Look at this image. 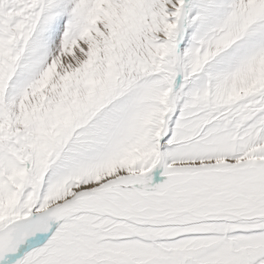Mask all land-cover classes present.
Segmentation results:
<instances>
[{"label":"rangeland","instance_id":"obj_1","mask_svg":"<svg viewBox=\"0 0 264 264\" xmlns=\"http://www.w3.org/2000/svg\"><path fill=\"white\" fill-rule=\"evenodd\" d=\"M115 184L264 190V0H0V230ZM73 212L14 264H264L261 217Z\"/></svg>","mask_w":264,"mask_h":264},{"label":"bare ground","instance_id":"obj_2","mask_svg":"<svg viewBox=\"0 0 264 264\" xmlns=\"http://www.w3.org/2000/svg\"><path fill=\"white\" fill-rule=\"evenodd\" d=\"M87 188H88L87 186H81L76 188V190H74V192L70 196L66 197L64 200L71 197L78 190L87 189ZM229 194L230 193L222 194L221 195L222 199L217 201H211L210 197L212 196V194L210 193H204L202 195L200 194L199 196L197 192L196 195L190 197L186 192L182 191L180 192V198L178 200L183 199L182 200L183 203L173 204L170 205L169 207L167 206L164 207L157 204L149 205L146 202L139 205L135 204L134 200L135 199L139 200V198L141 197L131 193V191H119V192L116 191L115 193L107 194L104 196L92 195L89 197L92 200L91 203L105 205L108 208H110L113 212L119 215H121V213H124L126 215L128 212L136 211L143 216L155 217L156 215H158L159 211L177 209V210H190L200 215H208L210 219L226 218L224 216H217L215 214L222 210L230 213H248L249 217H254V216L264 217V190L257 192L253 196V199H245V198L232 199L229 197L223 198L224 196H228ZM124 195L127 196L132 202L133 209L131 208V204L126 200H124L123 199L124 197L122 198V196ZM129 195H132L133 198L135 199H131ZM83 198L84 197H80L76 203L71 204L69 206L68 211H76L77 209L84 207L82 203ZM142 199L145 200L148 198H142ZM198 201L200 203L196 204ZM79 202L81 203L80 205L82 206L77 204ZM258 204H260L261 207H258ZM89 205L91 204H88L87 206L85 205L86 206L85 209H90ZM53 206H50L44 214H42L39 218H37L39 220L36 219L34 221L21 224L16 231L11 232L0 238V264L6 262V260L10 256H15V254H17L15 251L17 245L21 244L23 246H26L30 241H32L38 236L42 227L49 222L51 218L50 208H52ZM162 218L163 220L173 219V218H177L179 220H194L193 218L190 217V215L187 212H182L181 214L172 217H169L167 214H165ZM34 224L39 225L38 229L35 232L33 231L31 235H27L26 230L29 228V226H32ZM11 245H13V247ZM6 247H9L8 251L3 252Z\"/></svg>","mask_w":264,"mask_h":264},{"label":"water","instance_id":"obj_3","mask_svg":"<svg viewBox=\"0 0 264 264\" xmlns=\"http://www.w3.org/2000/svg\"><path fill=\"white\" fill-rule=\"evenodd\" d=\"M184 35H185V23L183 24L182 32H181V36H184ZM139 188H141L142 190H140ZM116 191H118V192L119 191H131V193L136 194L141 198H148V199L149 198H154V199L157 198V199H160L162 201L163 200L171 201V200H178L180 198V192L182 190H167L165 192H156L154 190L144 188V187H140L139 185H135V184H129V185H127V184H115V185H110V186H106V187H102V188H98V189L87 188V189L78 190L68 199H66V200L56 204L52 208H50L51 218H50L49 222L45 226L42 227L38 236L35 239H33L32 241H30L22 251L15 254V256H10L6 260V262H4L3 264H14V263H16L18 260L23 258L26 254H28L32 249H34L35 247L40 245L46 239L47 235L52 230L53 225L56 222V220L58 221L60 219V216L62 214H64L65 212H69L68 211L69 206L73 203H76L80 197H84L83 202H82L84 207L77 209L72 214H78V213H82V212H96V213L104 214L106 216H109V217H111L113 219H117V220L144 221V222L149 223V222H158V221L161 222L163 220L162 217L165 214H167L169 217H172L175 215H179L182 212H187L190 215V217L193 218L194 220H208V219L210 220L208 215H200V214H197L196 212H192L190 210H177V209L176 210L159 211L158 215H156L155 217L143 216L136 211L128 212L126 215H119V214H116L115 212H113L110 208H108L105 205H101V204H97V203H91L92 200L90 199L89 196H92V195L104 196L107 194L115 193ZM183 191L186 192L188 194V196H190V197L196 195V192H192L189 190H183ZM226 197H229L232 199H236V198L253 199V196H249V195L241 193V192H232L228 196H224L223 198H226ZM122 198L124 200H126L127 202H129L131 204V208L133 209V204L130 201V199L125 195L122 196ZM220 199H222L221 193L213 194L210 197L211 201H217ZM77 204L80 205L81 203L79 202ZM88 204H91V205H89L90 209H85ZM80 206H82V205H80ZM258 207H261V205L258 204ZM45 212L46 211L35 213L31 217H28V218L22 219L18 222H15L13 224H10L9 226L0 230V238L11 233V232L16 231L21 224H25L27 222H31V221L36 220ZM215 214L217 216H224L226 218H236V219H250V218H254V217H260V216L249 217L248 213H230V212L223 211V210L219 211ZM261 218H264V217H261ZM11 246L13 247V245H11ZM8 249H9V247H6L3 252L8 251Z\"/></svg>","mask_w":264,"mask_h":264}]
</instances>
